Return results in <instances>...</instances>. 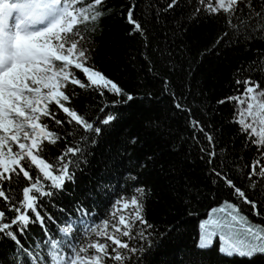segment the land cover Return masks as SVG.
Segmentation results:
<instances>
[{"label":"trees","instance_id":"1","mask_svg":"<svg viewBox=\"0 0 264 264\" xmlns=\"http://www.w3.org/2000/svg\"><path fill=\"white\" fill-rule=\"evenodd\" d=\"M106 2L111 13L84 33L88 37L85 46L92 55L90 63L135 99L112 106V101L126 97L100 96L94 89L69 85V106L101 127L100 136L82 129L77 134L74 122L61 128L44 118L50 129L62 136L73 134L67 136V142L84 148L80 166L74 168V181L40 200L42 214L51 217L45 220L46 230L61 238L59 229L71 224L76 230L73 234L83 241L87 225L106 219L118 197L143 186L147 193L144 215L152 227L145 230L137 224L133 231L144 230L151 236L146 242L127 238L132 247L143 244L145 249L131 259V264H264V255L248 259L222 254L217 238L207 249L197 245L199 224L224 201L239 205L250 222L264 226V182L254 177L256 187L251 188L247 176L248 166L258 157L256 146L246 142L239 125L232 122L235 102L218 103L237 95L235 81L245 77V72L237 74V69L251 66L264 56V36L245 42L242 36L229 35L216 44L228 29L222 17L213 19L201 13L193 18L196 0H179L173 9L167 7L170 0ZM251 2L264 11V0ZM130 5H135L134 18L145 28L144 37L129 35L132 25L127 23L126 14ZM250 74L264 86V73ZM77 75L84 80L83 73ZM239 87L242 91L243 85ZM177 101L185 110L174 106ZM106 104L105 112L116 119L101 125L97 118L105 114L100 109ZM56 111L57 118L65 119ZM191 119L200 121L215 137L214 145L208 144L203 133L194 132ZM88 137L96 142L91 143ZM133 137L135 143L131 142ZM65 142L62 139L47 146L50 159L64 150ZM201 148L216 153L213 163ZM213 168L226 173L250 199L258 201L262 215H254L250 205L235 197ZM130 176L137 179L133 181ZM20 181L21 188L27 184L22 175ZM81 208L87 213L84 217ZM44 233L39 224H33L19 238L32 252H46L44 241L48 237ZM25 259L11 240L0 237V264H24ZM27 259L31 264L32 258Z\"/></svg>","mask_w":264,"mask_h":264},{"label":"snow or ice","instance_id":"2","mask_svg":"<svg viewBox=\"0 0 264 264\" xmlns=\"http://www.w3.org/2000/svg\"><path fill=\"white\" fill-rule=\"evenodd\" d=\"M178 3L179 0H170L167 7L173 9ZM111 11L106 0H0V237L8 238L20 249L26 258L24 264H29L28 257L32 258L31 264H131V259L145 249L143 244L132 247L127 238L138 237L146 242L151 236L144 230L133 231L137 224L145 230L152 227L144 215L147 193L143 186L135 187L130 195L118 197L106 219L87 225L83 241L73 234L76 230L71 224L59 229L61 238L52 236L45 224L51 217L40 210L41 198L54 196L55 191H62L67 182L74 181V168L80 166L84 155L80 144L67 142V136L73 135L71 132L62 136L50 129L44 118L61 128L74 122L78 126L77 134L79 129L96 136L102 134L101 127L69 106L72 101L69 85L94 89L100 96L109 93L126 97L123 101H112V106L135 99L90 63L92 55L85 46L88 40L85 30L90 25L94 29ZM134 13L135 5H130L126 14L127 23L132 25L129 35L139 33L144 37L145 28L134 18ZM201 13L208 18H223L228 30L216 44L229 35L242 36L245 42L264 36V11L255 8L251 0H196L192 17ZM241 71L245 77L235 81L237 95L218 103L235 102L232 122L239 125L246 142L256 146L258 157L248 166L247 173L250 187L255 188L254 177L264 182V86L250 73H264V56L251 66L238 68L237 74ZM77 72L83 73L84 80ZM164 83L167 90L168 81ZM240 85H243L242 91ZM174 106L185 110L178 101ZM107 107L106 104L100 109L105 113L97 118L101 125H110L116 119L114 114L105 112ZM56 110L65 119L57 118ZM190 126L194 132L203 133L209 145H214L215 137L200 121L191 119ZM62 139L66 141L64 150L54 160L50 159L47 146H54ZM88 139L96 142L91 137ZM131 142H136L135 137ZM201 151L207 152L208 162L213 163L216 153L205 148ZM212 171L235 197L250 205L254 215H262L258 201L250 199L245 189L237 186L226 173L215 168ZM21 175L27 181L22 188ZM80 212L82 217L87 215L82 208ZM218 213L223 216H217ZM33 224L45 229L46 252H32L19 238ZM200 228L198 246L201 249L212 246L214 237L219 236L222 242L219 251L229 257L252 259L264 255V226L250 222L241 213L240 206L230 201L212 208Z\"/></svg>","mask_w":264,"mask_h":264},{"label":"rangeland","instance_id":"3","mask_svg":"<svg viewBox=\"0 0 264 264\" xmlns=\"http://www.w3.org/2000/svg\"><path fill=\"white\" fill-rule=\"evenodd\" d=\"M217 216H223V214L218 213ZM207 218H208V215H207ZM207 218L203 219L202 221L206 220ZM202 221H201V222H202ZM200 224H201V223H200ZM200 224H199V236H198V240H197V245H199V243H200V237H201V233H202V230H201V228H200ZM237 227H238V226H237ZM214 238H217V239H218V241H219V249H220V247H221V245H222V242L220 241L219 236H216V237H214ZM198 247H199V246H198Z\"/></svg>","mask_w":264,"mask_h":264}]
</instances>
